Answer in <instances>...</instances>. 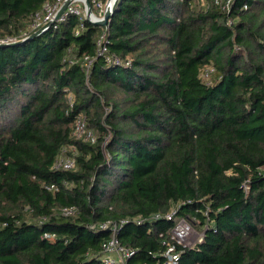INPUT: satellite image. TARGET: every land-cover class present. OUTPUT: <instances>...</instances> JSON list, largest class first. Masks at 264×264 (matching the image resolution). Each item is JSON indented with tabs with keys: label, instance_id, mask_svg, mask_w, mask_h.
I'll return each instance as SVG.
<instances>
[{
	"label": "trees",
	"instance_id": "16d2710c",
	"mask_svg": "<svg viewBox=\"0 0 264 264\" xmlns=\"http://www.w3.org/2000/svg\"><path fill=\"white\" fill-rule=\"evenodd\" d=\"M47 1L0 0V38H27ZM101 31L72 14L0 45V264H107L100 225L121 220L128 263H164L175 220L152 216L172 208L204 232L177 264H264V0H118L122 64L87 74Z\"/></svg>",
	"mask_w": 264,
	"mask_h": 264
},
{
	"label": "built area",
	"instance_id": "2783aa9c",
	"mask_svg": "<svg viewBox=\"0 0 264 264\" xmlns=\"http://www.w3.org/2000/svg\"><path fill=\"white\" fill-rule=\"evenodd\" d=\"M67 0H54L47 1L43 9L34 13L32 16V21L28 27V30L24 32L23 37H28L30 34L36 31H46L51 27L57 28L62 22L66 21L69 15H76L80 20V28L84 27V21L89 20L92 23L96 24V21L102 20L106 12L107 3L105 0H89L92 6V14L88 16V6L87 0H69V4L63 13L59 15V11ZM213 2L220 7L223 12H231V8L234 0H213ZM247 8V6H245ZM111 20V19H110ZM109 20V23H110ZM229 24L233 23V19L230 18L228 21ZM108 25L101 26L102 31L99 35L97 41V55L96 56H85L83 58V67L87 74H89L91 67L93 66L97 57H103L107 63L112 65H121V59L115 54H111L109 51L108 43ZM79 32V31H78ZM77 32V33H78ZM17 41V37L7 36V38L0 39V44H8ZM70 62L78 63L80 58L77 56H72ZM130 64V62H127ZM214 71L213 68H208L205 76L209 77L210 73ZM76 134L78 137H85L88 140L95 142L97 140V133L94 129H91L88 126L86 117L80 116L76 126ZM55 166L61 169H70L75 166V158L67 154H62L59 159L56 161ZM49 189L53 186L48 187ZM78 209L75 206L65 207L60 210L62 215H75L77 214ZM177 208H172L165 215L160 213L152 216L153 219L166 218L168 220H175L174 226L168 230V238L171 241L169 244L168 250L163 253V256L166 258L164 263L156 264H177L180 257V252L177 250V245H182L184 247H193L198 242H201L204 237V232L196 229L194 224L195 219L187 216L176 217ZM134 222L143 223L145 218L136 217L133 219ZM129 220L121 221H106L100 226L103 229H109L111 232V237L103 243L102 252H103V261L107 264H129L128 260L131 258L134 250L124 246L120 243L117 238V233L121 226ZM200 234L199 238L195 241L191 239L192 235L195 232ZM49 236V234H46ZM53 237V236H52Z\"/></svg>",
	"mask_w": 264,
	"mask_h": 264
},
{
	"label": "water",
	"instance_id": "95a60500",
	"mask_svg": "<svg viewBox=\"0 0 264 264\" xmlns=\"http://www.w3.org/2000/svg\"><path fill=\"white\" fill-rule=\"evenodd\" d=\"M117 2H118V0H114V2L111 3V1L109 0V2L107 3V7H106V12L104 14V18L102 20L96 21V24H98L100 26H105V25L109 24V20L111 19V17L113 16V14L115 12ZM68 4H69V0H67L64 3V5L62 6L61 10L59 11V15L64 12V10L67 8ZM87 6H88V16H90L92 14V6H91V3L89 2V0H87ZM41 32H42L41 30L33 32L27 38H25L23 40L16 41V42H14V44L30 40V39L36 37L37 35L41 34Z\"/></svg>",
	"mask_w": 264,
	"mask_h": 264
},
{
	"label": "rangeland",
	"instance_id": "374dc122",
	"mask_svg": "<svg viewBox=\"0 0 264 264\" xmlns=\"http://www.w3.org/2000/svg\"><path fill=\"white\" fill-rule=\"evenodd\" d=\"M105 2L107 3L108 0H105ZM3 38H7V37H2V38H0V39H3ZM15 42H16V41H15ZM11 43H12V42H11ZM13 43H14V42H13ZM8 44H10V43H8ZM8 44L3 43V44H0V45H8ZM199 236H200V234L196 231L195 234L192 235L191 239H192L193 241H195V240H197V239L199 238Z\"/></svg>",
	"mask_w": 264,
	"mask_h": 264
},
{
	"label": "bare ground",
	"instance_id": "6f19581e",
	"mask_svg": "<svg viewBox=\"0 0 264 264\" xmlns=\"http://www.w3.org/2000/svg\"><path fill=\"white\" fill-rule=\"evenodd\" d=\"M111 1V3H113L114 2V0H110Z\"/></svg>",
	"mask_w": 264,
	"mask_h": 264
}]
</instances>
